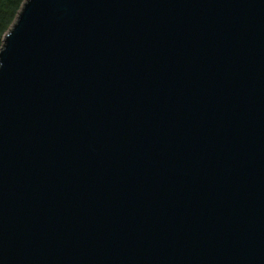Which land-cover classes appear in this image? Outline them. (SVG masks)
<instances>
[{
    "label": "water",
    "instance_id": "obj_1",
    "mask_svg": "<svg viewBox=\"0 0 264 264\" xmlns=\"http://www.w3.org/2000/svg\"><path fill=\"white\" fill-rule=\"evenodd\" d=\"M0 264H264V0H27Z\"/></svg>",
    "mask_w": 264,
    "mask_h": 264
},
{
    "label": "trees",
    "instance_id": "obj_2",
    "mask_svg": "<svg viewBox=\"0 0 264 264\" xmlns=\"http://www.w3.org/2000/svg\"><path fill=\"white\" fill-rule=\"evenodd\" d=\"M27 0H0V51L4 39Z\"/></svg>",
    "mask_w": 264,
    "mask_h": 264
},
{
    "label": "rangeland",
    "instance_id": "obj_3",
    "mask_svg": "<svg viewBox=\"0 0 264 264\" xmlns=\"http://www.w3.org/2000/svg\"><path fill=\"white\" fill-rule=\"evenodd\" d=\"M21 10H22V9H21ZM20 12H21V11H20ZM20 12H19V13H20ZM16 20H17V19H16ZM14 23H15V22H14ZM14 23H13V25H14ZM11 28H12V27H11ZM11 28H10V29H11Z\"/></svg>",
    "mask_w": 264,
    "mask_h": 264
}]
</instances>
